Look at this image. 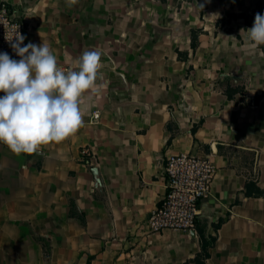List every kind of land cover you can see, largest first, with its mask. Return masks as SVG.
I'll return each instance as SVG.
<instances>
[{"label": "crops", "instance_id": "obj_1", "mask_svg": "<svg viewBox=\"0 0 264 264\" xmlns=\"http://www.w3.org/2000/svg\"><path fill=\"white\" fill-rule=\"evenodd\" d=\"M6 1L25 44L103 67L77 133L31 155L0 143V264H264V45L247 33L264 0ZM181 152L215 167L195 233H152Z\"/></svg>", "mask_w": 264, "mask_h": 264}, {"label": "clouds", "instance_id": "obj_2", "mask_svg": "<svg viewBox=\"0 0 264 264\" xmlns=\"http://www.w3.org/2000/svg\"><path fill=\"white\" fill-rule=\"evenodd\" d=\"M76 2L68 0L69 6ZM247 33L252 47L264 45V14L255 15ZM13 37L20 59L0 53V143L17 155H31L84 127L88 105L82 108L81 98L99 88L103 53L85 50L75 67L65 70L48 44L21 47L25 37L18 31Z\"/></svg>", "mask_w": 264, "mask_h": 264}, {"label": "built area", "instance_id": "obj_3", "mask_svg": "<svg viewBox=\"0 0 264 264\" xmlns=\"http://www.w3.org/2000/svg\"><path fill=\"white\" fill-rule=\"evenodd\" d=\"M16 31L25 37L24 17L18 15L6 0H0V53H7L13 60L20 59L11 46L15 43L12 36ZM24 45L25 40L21 47ZM98 118L99 113L93 112L91 122ZM81 154L89 164L93 156L90 149L83 148ZM214 175L210 155L184 152L168 155L163 167L165 193L147 218L149 230L152 233L164 230L195 233L200 202L208 195Z\"/></svg>", "mask_w": 264, "mask_h": 264}, {"label": "trees", "instance_id": "obj_4", "mask_svg": "<svg viewBox=\"0 0 264 264\" xmlns=\"http://www.w3.org/2000/svg\"><path fill=\"white\" fill-rule=\"evenodd\" d=\"M196 38H197V34H196V33H192V37H191V45H192V47H194V45H195ZM231 91H232V90H231ZM233 91H234V90H233ZM227 93H228V96H230V93H231V92L228 91ZM213 241H214V238L211 237V238H209L208 243H206V244L203 246L202 257H206V256H207V246H210L211 244H213ZM198 264H200V263L198 262Z\"/></svg>", "mask_w": 264, "mask_h": 264}]
</instances>
